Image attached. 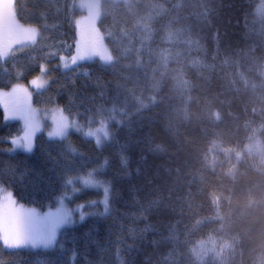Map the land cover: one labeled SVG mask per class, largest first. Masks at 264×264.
Masks as SVG:
<instances>
[{
  "label": "trees",
  "instance_id": "1",
  "mask_svg": "<svg viewBox=\"0 0 264 264\" xmlns=\"http://www.w3.org/2000/svg\"><path fill=\"white\" fill-rule=\"evenodd\" d=\"M80 1L15 0L18 24L40 32L0 66V90L46 65L51 83L35 107L121 123L103 149L72 135L73 153L69 139L41 133L26 154L13 151L21 128L4 124L0 108V185L51 209L69 180L106 163L97 176L110 184L109 212L89 207L52 251L0 240V264H264V0L102 3L97 28L110 60L62 71L58 57L93 27ZM7 4L0 49L15 37Z\"/></svg>",
  "mask_w": 264,
  "mask_h": 264
},
{
  "label": "rangeland",
  "instance_id": "2",
  "mask_svg": "<svg viewBox=\"0 0 264 264\" xmlns=\"http://www.w3.org/2000/svg\"><path fill=\"white\" fill-rule=\"evenodd\" d=\"M15 2V0H7V5L10 7L13 3ZM105 2H111L112 4H119V3H133L135 2V0H82L78 3L79 8L83 11V14L85 18L88 19V24L93 26L91 27L92 30H90L89 34H85V33H81L79 32V37L78 40L75 44V50L76 49H80L82 47V41H86V50H87V56L85 57L84 61H77L76 65H71L68 68H64L62 66V62L59 61V64L55 67V68H59L62 71H70L71 69L77 67L79 64L83 63V62H89V61H99V62H103L106 63V61L110 60V52L108 55V46L106 45V42L104 40V36L102 33H100V29L98 30L97 26L99 24L100 19L103 16V9L101 8L102 3L104 4ZM264 2V1H263ZM262 13L264 12V7L261 11ZM21 25V24H19ZM24 26V25H21ZM24 27H35V26H24ZM37 28V27H35ZM39 30V28H37ZM100 31V32H99ZM40 32V30H39ZM11 36V34L8 36V38ZM39 37V35H38ZM37 37V38H38ZM37 40V39H36ZM31 44V42L29 41H17L15 37H10L2 46V48L0 49V51L6 53V55H2L0 56V66L4 65V62L7 61L8 59H10L11 57H13L14 54H16L17 52H19L20 50L24 49L26 46H29ZM108 56V57H107ZM65 59L70 60L71 56H64ZM48 68V72L44 73V78L48 81L47 85L41 89H35L32 87L31 85V81L35 78H33L32 80H30L28 83H20L19 85H22L23 87L28 89V92L31 94L30 96V100L28 101V103L30 104L31 108L35 111V116L37 121L39 122L40 125V130L37 131L33 137V148L31 152H27L25 151L23 148L17 147L16 145H13V151L15 152H23L26 154H31L34 151L35 148V142H36V138L37 136H39L41 133L46 134V136L49 139H55V140H61V139H69L67 140L68 145L70 150L71 149H75V151H72L73 153H77L79 154L80 151L77 149V147L72 143V140L70 139V137L72 135H77L79 137H81L82 139L88 140V141H93L95 143V145L99 148V149H103L104 146H106V144L110 141V133L113 129V127L120 125L121 121H115L114 119H99L97 121V124L94 125L91 121V119H86V120H80L79 117H72L67 115L61 108L57 107V108H51V109H42V108H38L35 107L33 104V99H34V95L37 93H42L43 91H45L51 83V75L50 72H52V68L47 67ZM41 75V73H40ZM39 76V75H38ZM18 85V84H17ZM16 87V85H14L12 88ZM11 89L9 90H0V92H4V93H10ZM21 103H23V100L21 99ZM0 108H2L4 110V124H12V123H18L20 125L21 128V132L20 134L15 137V138H20L23 135V132L25 131V127H24V122L21 119H9V120H5V108H4V104L0 103ZM57 113H62L65 117L68 118V122L70 127L67 130V134L65 137L60 138V137H50L48 135V133L50 131L53 130V128L55 127V124L53 122V116L56 115ZM101 121H103L106 125H107V130L109 132V138L107 140H103V142L101 143V145H97L95 138L94 137H88L85 135V132H87L89 129H96L100 126ZM72 125H76L78 127H73ZM114 133V132H113ZM112 135V134H111ZM106 163H103L101 165V167H97L95 169H91L89 172H87V174L82 175L80 177H77L75 179H72V183H71V190L69 193L63 195L58 203L56 204V206L54 208L51 209H38V208H33V207H28L25 206L23 204H21L20 202L17 201V199L15 198L14 194L12 192H10L9 190L5 189L3 186L0 185V202H4L5 198L8 197L10 195L11 199L15 202V204L13 205V207L15 209H22V210H35L37 213H39L40 215H46L49 212H56L61 205H63V207L70 213V219L68 221H66L65 223L61 224L57 231H56V235H55V239L52 245H50L49 247L45 248L43 246L40 247H22V248H18V249H9L5 246V248L7 250H28V251H52L55 250L56 248L59 247L60 245V235L62 234L63 231L70 229L78 224H81L82 222L86 221L88 217L92 216L91 211H88V208L91 206H94L95 204H98L97 206L100 207L103 210L99 211V213L101 215H107L109 212V204H108V212L105 213L104 210V204H103V197L105 195L104 191H103V187H108L110 189V184L107 181H102L98 178L97 173L101 172L103 170H101L104 165ZM90 174H91V178L94 179L96 182H98L101 186L96 187V186H89V185H85L83 183L84 179H88L90 178ZM75 182V183H74ZM91 194H100V197H91ZM110 195L111 192L108 193L109 196V202H110ZM108 202V203H109ZM102 206V207H101ZM83 215V219H81V216Z\"/></svg>",
  "mask_w": 264,
  "mask_h": 264
},
{
  "label": "snow or ice",
  "instance_id": "3",
  "mask_svg": "<svg viewBox=\"0 0 264 264\" xmlns=\"http://www.w3.org/2000/svg\"><path fill=\"white\" fill-rule=\"evenodd\" d=\"M18 13L16 4L13 3L10 7L5 6V28L7 33L14 35L16 40L29 41L35 43L39 35V30L35 27H24L18 24ZM86 41H82V47L76 49L70 60L64 56H59L58 59L62 62L64 68L71 65H76L77 61H84L87 56ZM6 53L0 51V56ZM39 71L41 75L31 81V85L35 89L45 87L48 81L44 78V73L48 72L46 65H40ZM86 74V73H85ZM31 94L28 89L22 85H16L10 93L0 92V103L4 104L5 120L21 119L24 122L25 131L20 138L13 137L11 143L17 147L23 148L27 152H31L33 148V137L40 130L39 122L36 119L35 111L31 108L28 101ZM21 99L23 103H21ZM55 127L48 133L50 137L63 138L67 134L70 127L68 118L62 113H57L53 116ZM73 127H78L72 125ZM88 137H94L97 145H101L103 140L109 138L107 125L101 121L100 126L96 129H89L85 132ZM75 151V149H71ZM126 163V161H125ZM72 183L71 180L68 181ZM83 183L89 186H101L94 179H84ZM105 193L103 204L105 213L108 212L109 188L103 187ZM15 202L10 195L5 198L4 202H0V240L4 246L9 249H18L22 247H40L45 248L53 244L58 227L70 219V213L61 205L56 212H49L46 215H40L34 209L22 210L15 209ZM83 215L81 219H83Z\"/></svg>",
  "mask_w": 264,
  "mask_h": 264
}]
</instances>
